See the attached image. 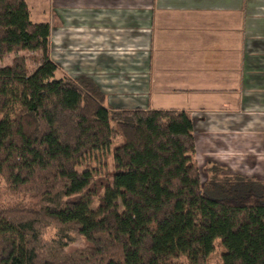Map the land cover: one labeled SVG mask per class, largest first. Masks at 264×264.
Returning a JSON list of instances; mask_svg holds the SVG:
<instances>
[{
	"label": "trees",
	"instance_id": "obj_1",
	"mask_svg": "<svg viewBox=\"0 0 264 264\" xmlns=\"http://www.w3.org/2000/svg\"><path fill=\"white\" fill-rule=\"evenodd\" d=\"M11 55L0 264H209L217 245L222 264H264V182L214 166L204 183L186 111L113 108L91 79L56 78L50 26L31 21L27 0H0V63ZM79 239L90 246L68 254Z\"/></svg>",
	"mask_w": 264,
	"mask_h": 264
},
{
	"label": "crops",
	"instance_id": "obj_2",
	"mask_svg": "<svg viewBox=\"0 0 264 264\" xmlns=\"http://www.w3.org/2000/svg\"><path fill=\"white\" fill-rule=\"evenodd\" d=\"M27 3L56 78L91 79L113 108L186 111L196 131L220 114L264 133V0Z\"/></svg>",
	"mask_w": 264,
	"mask_h": 264
},
{
	"label": "rangeland",
	"instance_id": "obj_3",
	"mask_svg": "<svg viewBox=\"0 0 264 264\" xmlns=\"http://www.w3.org/2000/svg\"><path fill=\"white\" fill-rule=\"evenodd\" d=\"M25 55H27L29 70H35L41 63L42 54L31 53ZM14 57V55L9 56L0 63V66L11 65ZM219 115L212 114L208 116V123H201L195 132L196 161L200 168L202 181L204 183L210 181L212 177L211 169L218 166L222 169V175H239L264 182V133H250L244 129L238 131L240 118L231 117L223 120L218 117ZM253 119L258 120L255 117ZM254 128H256L255 125ZM2 187H5V182L0 178V188ZM97 204V201H95L92 206L94 210ZM118 207L119 210L122 209L120 202ZM55 236L56 231L51 229L46 239L50 240ZM88 246H90V243L86 239H79L70 245L66 251L68 254H72L84 250ZM221 256L222 248L217 245L209 264H222Z\"/></svg>",
	"mask_w": 264,
	"mask_h": 264
}]
</instances>
